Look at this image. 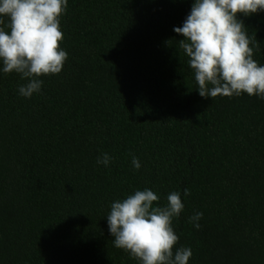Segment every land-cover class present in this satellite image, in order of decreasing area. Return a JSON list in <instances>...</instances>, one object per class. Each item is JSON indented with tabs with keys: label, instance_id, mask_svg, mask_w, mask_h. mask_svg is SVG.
Segmentation results:
<instances>
[{
	"label": "trees",
	"instance_id": "16d2710c",
	"mask_svg": "<svg viewBox=\"0 0 264 264\" xmlns=\"http://www.w3.org/2000/svg\"><path fill=\"white\" fill-rule=\"evenodd\" d=\"M192 3L68 0V58L30 98L0 60V264H140L107 215L144 189L154 206L181 194L174 250L190 247L188 264H264V98L199 95L174 32ZM237 16L264 65V11Z\"/></svg>",
	"mask_w": 264,
	"mask_h": 264
},
{
	"label": "clouds",
	"instance_id": "9594fccd",
	"mask_svg": "<svg viewBox=\"0 0 264 264\" xmlns=\"http://www.w3.org/2000/svg\"><path fill=\"white\" fill-rule=\"evenodd\" d=\"M68 0H0V17H8L5 31L0 27V60L4 73H18L28 82L19 94L30 98L39 93L41 76L62 71L68 53L60 47L64 33L60 17ZM264 11V0H193L190 13L174 32L182 36L179 47L188 57L201 97H232L247 93L264 98V65L253 59L254 47L237 14L250 16ZM5 23L0 18V25ZM114 159L108 153L97 163L107 166ZM134 168L141 164L132 157ZM185 195H190L188 189ZM159 197L150 189L136 190L116 200L107 215L113 245L128 252L140 264H188L191 248L174 250L178 235L173 219L184 209L179 192H171L165 206H154ZM203 213L189 222L199 229Z\"/></svg>",
	"mask_w": 264,
	"mask_h": 264
}]
</instances>
